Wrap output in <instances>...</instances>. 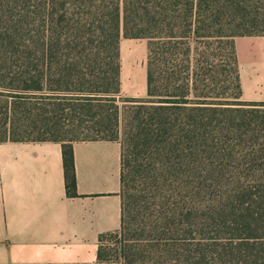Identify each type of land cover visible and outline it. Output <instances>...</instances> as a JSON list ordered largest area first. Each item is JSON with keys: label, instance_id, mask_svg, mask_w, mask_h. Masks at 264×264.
<instances>
[{"label": "trees", "instance_id": "16d2710c", "mask_svg": "<svg viewBox=\"0 0 264 264\" xmlns=\"http://www.w3.org/2000/svg\"><path fill=\"white\" fill-rule=\"evenodd\" d=\"M242 36H264V0H0V143H65L73 194L70 144H121V227L96 264H264ZM123 39L148 41L146 98L121 97Z\"/></svg>", "mask_w": 264, "mask_h": 264}, {"label": "crops", "instance_id": "0c3cea01", "mask_svg": "<svg viewBox=\"0 0 264 264\" xmlns=\"http://www.w3.org/2000/svg\"><path fill=\"white\" fill-rule=\"evenodd\" d=\"M134 41L121 42V95L146 98L148 43ZM235 49L242 99L264 103V36L237 37ZM64 146L0 143V264H96L100 237L120 230L121 144H70L74 194Z\"/></svg>", "mask_w": 264, "mask_h": 264}, {"label": "rangeland", "instance_id": "374dc122", "mask_svg": "<svg viewBox=\"0 0 264 264\" xmlns=\"http://www.w3.org/2000/svg\"><path fill=\"white\" fill-rule=\"evenodd\" d=\"M145 42L148 43V41L144 40V39H135L133 44H135L136 47H141V46L144 45ZM125 43H124V45H122V46H124L123 48H125ZM224 50H225V54H226V53L230 52L231 49H230L229 46H225ZM121 97H122V99L127 98V96H125V95H121ZM119 105H120L121 108L124 107V103H122V102H119ZM32 138H34V137H32Z\"/></svg>", "mask_w": 264, "mask_h": 264}]
</instances>
